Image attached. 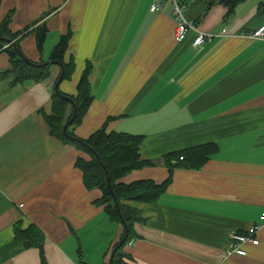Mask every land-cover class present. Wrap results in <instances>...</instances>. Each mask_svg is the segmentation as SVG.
Masks as SVG:
<instances>
[{
	"label": "crops",
	"instance_id": "obj_1",
	"mask_svg": "<svg viewBox=\"0 0 264 264\" xmlns=\"http://www.w3.org/2000/svg\"><path fill=\"white\" fill-rule=\"evenodd\" d=\"M152 2L0 0V21L11 12V32L45 24L40 52L33 31L20 41L33 61H48L70 31L65 58L74 59L75 70L59 90L74 94L88 66L93 96L75 134L86 138L106 122L108 131L143 136L139 156L152 161L122 183L160 184L169 175L166 154L217 145L200 168L174 166L155 201L130 202L139 214L123 248L127 263L264 264V224L247 255L221 258L229 234L258 223L264 209V39L248 36L264 24V0L231 8L221 0H184L196 31L182 41L173 37L171 0L157 11ZM198 33L212 37L193 46ZM53 65L41 81L12 85L1 75L9 56L0 51V264H40L37 248L14 240L17 220L42 230L47 264H88L98 248V264H108L121 226L95 204L100 190L86 189L74 166L87 154L50 134L42 115L50 112L60 71Z\"/></svg>",
	"mask_w": 264,
	"mask_h": 264
},
{
	"label": "trees",
	"instance_id": "obj_2",
	"mask_svg": "<svg viewBox=\"0 0 264 264\" xmlns=\"http://www.w3.org/2000/svg\"><path fill=\"white\" fill-rule=\"evenodd\" d=\"M237 1L239 0H221V2L229 5L230 8ZM10 19L11 12H7L0 21V51L6 52L9 56V66L1 72V75L10 78L12 85L28 80L41 81L47 78L50 74L51 64H45L46 61H33L25 55L21 58L16 51L18 49L22 52L20 41L30 31H33L36 48L40 52L47 32L45 24H39L30 30L25 28L17 32H11L8 28ZM69 39L70 31L61 35L49 55V60L56 62V65L60 68L56 80L59 77H61V81L69 80L75 70L74 59L71 56L67 59L65 58ZM88 75L89 67L87 66L78 79L74 94L61 92L59 87L56 92L53 87L50 96V112L42 113L41 111V113L50 134L63 144L74 146L77 150L87 154L86 158L76 157L74 166L81 171L82 182L86 189L96 188L100 190L101 196L95 200V204L102 205L103 212L107 218L119 223L121 226V232L113 243L111 250L119 244L124 234L119 213L127 226V237L118 245L111 264H129L126 262L128 254L123 248L127 241L134 237L132 224L139 214L130 205V202L155 201L159 194L166 189L174 166L200 168L208 160L209 156L217 150V145L215 143H205L179 152L166 154L163 162L168 168L169 175L160 184H156L150 179L122 183L120 179L123 176L132 170L151 165L152 161L141 159L139 156V144L143 136L115 130L108 131L106 122L91 132L86 138H80L75 134V128L81 123L93 101ZM70 119L71 122L66 129L68 136H65L62 132V126ZM171 159H176L177 162L172 165ZM106 175L109 178V186L106 182ZM112 195L118 204L119 212L116 210ZM12 226L14 240L25 249L37 248L40 264H47L43 251L44 235L42 230L35 224H28L22 228L20 220L15 221Z\"/></svg>",
	"mask_w": 264,
	"mask_h": 264
},
{
	"label": "built area",
	"instance_id": "obj_3",
	"mask_svg": "<svg viewBox=\"0 0 264 264\" xmlns=\"http://www.w3.org/2000/svg\"><path fill=\"white\" fill-rule=\"evenodd\" d=\"M173 5L172 17L174 21L173 37L176 41H182L186 38L189 31H196L194 22L186 16V4L184 0H171ZM163 0H153L150 5V11H157L161 8ZM252 39H264V24L253 30L248 35ZM212 37L210 33H198L192 40V45H200L204 40H209ZM258 223L249 225L244 231H233L229 234V240L226 248L221 254V258L226 259L230 256H245L247 251L246 245H258V232L264 224V209L258 216ZM129 243V242H128Z\"/></svg>",
	"mask_w": 264,
	"mask_h": 264
},
{
	"label": "water",
	"instance_id": "obj_4",
	"mask_svg": "<svg viewBox=\"0 0 264 264\" xmlns=\"http://www.w3.org/2000/svg\"><path fill=\"white\" fill-rule=\"evenodd\" d=\"M16 51H17V54H18L21 58L24 57L23 54H22L18 49H16ZM45 64H56V62H54V61H52V60H48V61L45 62ZM60 82H61V77H59V78L55 81V83H54V86H53V87H54V89H55L56 92L58 91V87H59V83H60ZM70 122H71V119L68 120L67 122H65V123L63 124V126H62V132H63V134H64L65 136H68V135L66 134V129H67L68 125L70 124ZM80 142H81V141H80ZM106 182H107V185L109 186V178H108L107 175H106ZM112 196H113V195H112ZM113 199H114V201H115L114 203H115L116 210L119 212V207H118V204H117V202H116L114 196H113ZM119 216H120V219H121V222H122V227L124 228V234H123L122 238H121L120 241H119V244H120V243H122V242L126 239V237H127V226H126L125 221L122 219L120 213H119ZM119 244H117V245L113 248V250H111V252H110V256H109V260H108V264H111V263H112L113 256H114V252H115L116 249L118 248V245H119Z\"/></svg>",
	"mask_w": 264,
	"mask_h": 264
},
{
	"label": "rangeland",
	"instance_id": "obj_5",
	"mask_svg": "<svg viewBox=\"0 0 264 264\" xmlns=\"http://www.w3.org/2000/svg\"><path fill=\"white\" fill-rule=\"evenodd\" d=\"M47 45H49V43ZM53 66H58V65H53ZM102 216H103V214H102ZM100 221H101V219H100ZM101 223H102V225L108 224L106 219L102 220ZM116 236H117V234L115 235L114 239L116 238ZM100 255H101V253H99V248H98V250L96 252H93L91 254V256H90L91 260H89L88 264H98L97 257H99Z\"/></svg>",
	"mask_w": 264,
	"mask_h": 264
}]
</instances>
